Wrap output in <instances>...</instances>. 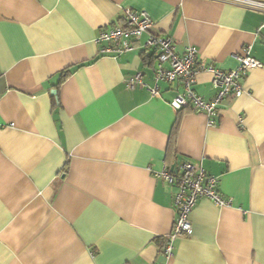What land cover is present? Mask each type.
<instances>
[{
  "label": "crops",
  "instance_id": "crops-1",
  "mask_svg": "<svg viewBox=\"0 0 264 264\" xmlns=\"http://www.w3.org/2000/svg\"><path fill=\"white\" fill-rule=\"evenodd\" d=\"M244 1L264 4L0 0V264H264V9ZM126 8L152 27L128 51L100 52L96 36L123 25ZM151 33L222 71L249 46L261 67L217 115L187 107L170 145L182 86L159 82L152 94ZM136 73L143 85L130 88ZM191 88L215 95L207 72ZM183 158L220 174L229 203L199 198L166 257L176 187L155 173Z\"/></svg>",
  "mask_w": 264,
  "mask_h": 264
},
{
  "label": "built area",
  "instance_id": "built-area-1",
  "mask_svg": "<svg viewBox=\"0 0 264 264\" xmlns=\"http://www.w3.org/2000/svg\"><path fill=\"white\" fill-rule=\"evenodd\" d=\"M245 4L264 9V4L253 1H244ZM123 25H112L101 29L95 38L100 52L115 51L122 53L132 48L130 40L139 39L152 27V20L146 11L126 8L122 12ZM113 46V47H112ZM145 47L156 52V66L154 69L155 85L151 90L153 95L159 94V82L172 85L179 81L182 91L171 101L176 109L191 107L196 113H205L208 117L217 115V105L224 99H233L242 95V78L254 68L261 67V63L250 56V47H244L236 55L238 65L235 69L222 71L213 64L207 63L198 56V51L188 46L182 54L175 52V41L169 36L150 34ZM207 72L211 75V83L215 89L212 99L206 100L196 95L191 86L196 75ZM142 75L136 73L128 81V87L142 86ZM155 176L167 184L174 185L176 192L173 204L176 210V219L172 230L165 240L163 253L166 257L172 255L173 242L191 232L190 214L199 198L205 197L217 206L229 203L218 189L220 174H210L205 171L199 161L183 158L176 169L164 165Z\"/></svg>",
  "mask_w": 264,
  "mask_h": 264
},
{
  "label": "trees",
  "instance_id": "trees-1",
  "mask_svg": "<svg viewBox=\"0 0 264 264\" xmlns=\"http://www.w3.org/2000/svg\"><path fill=\"white\" fill-rule=\"evenodd\" d=\"M62 76H64V74H62ZM188 111H190V110H189L187 107H186V108H181V109H178V110H177V118H176V122H175V124H174L173 129H172V133H171V137H170V145H171L172 142H173V139H174V136H175V133H176V130H177V125H178V123H179V120H180L182 114H184L185 112H188ZM157 243H159L160 246L162 247V242H161V240H157ZM161 247H160V248H161Z\"/></svg>",
  "mask_w": 264,
  "mask_h": 264
}]
</instances>
